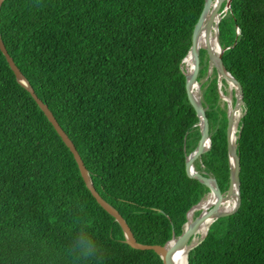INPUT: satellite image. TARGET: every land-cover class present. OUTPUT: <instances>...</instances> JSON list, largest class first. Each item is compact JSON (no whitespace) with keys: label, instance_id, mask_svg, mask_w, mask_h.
Instances as JSON below:
<instances>
[{"label":"trees","instance_id":"16d2710c","mask_svg":"<svg viewBox=\"0 0 264 264\" xmlns=\"http://www.w3.org/2000/svg\"><path fill=\"white\" fill-rule=\"evenodd\" d=\"M203 4L3 0L0 6L7 54L72 142L95 191L140 244L163 246L179 236L187 212L209 192L184 169L200 131L182 61ZM218 38L223 66L243 90L235 134L240 205L209 226L187 264H264V0H231ZM198 82L210 148L194 168L224 193L226 105L202 49ZM85 232L98 244L88 260L74 244ZM123 240L0 52V264H162L153 251Z\"/></svg>","mask_w":264,"mask_h":264},{"label":"water","instance_id":"95a60500","mask_svg":"<svg viewBox=\"0 0 264 264\" xmlns=\"http://www.w3.org/2000/svg\"><path fill=\"white\" fill-rule=\"evenodd\" d=\"M2 2L3 0H0V6ZM230 2L231 0H204L201 14L192 31L189 51L186 57L183 59V61L185 59L190 60L192 65L191 72L189 74L186 73V70L183 72L185 76V93L187 102L195 112L198 119L197 126L199 127L200 131V138L198 140L197 146L185 157L184 169L188 179L199 182L209 190L205 198L211 199L212 204L207 206L205 209H198V206L203 201L201 200L198 204L193 206L186 214V222L183 226L182 233L177 237L172 234V238L163 246L137 243L129 227L120 214L98 195L72 142L62 131L47 106L37 98L33 89L30 87L26 79L14 65L10 56L7 54L6 49L4 48V45L0 39V52L4 56L10 70L12 71L16 82L19 83L29 93L30 97L43 113L47 121L51 124L63 144L72 154L85 187L95 199L96 203L120 226L124 236L123 242L134 250L153 251L159 256L162 264H176V255L183 256L187 264V255L189 251L194 249L200 244V242L203 241L209 226L217 219L233 215L240 205V161L236 151L235 134L238 126L236 113L240 112L243 104V90L240 83L234 77H232L223 66L221 59L224 50L221 48L218 38V25L221 19L225 16L226 12L229 10ZM223 4L224 7L222 8ZM210 35H213V41L215 43V46L212 47L209 44ZM201 38H203L205 42L203 47H200L199 45ZM201 49L205 51L208 59V71L212 68H214L216 71L218 95L220 100L226 105L225 137L228 162V188L224 193L220 191L214 177L201 174L194 168V162L210 148V126L205 114V109L202 107L200 84L198 82L199 51ZM221 80H224L227 87L229 88L230 98L233 97V102L232 99H227L226 96L221 92ZM231 200L233 201L231 208L229 210H226V207L223 208V205L230 202ZM197 209L199 210V214L194 219L190 220L189 215H192ZM207 220H210L211 223L209 224L206 233L203 236H200L199 241L192 243L194 237L197 235L199 227Z\"/></svg>","mask_w":264,"mask_h":264},{"label":"bare ground","instance_id":"6f19581e","mask_svg":"<svg viewBox=\"0 0 264 264\" xmlns=\"http://www.w3.org/2000/svg\"><path fill=\"white\" fill-rule=\"evenodd\" d=\"M209 44H210L211 47H212V46H215V43H214V41H213V36H211V35H210V37H209ZM199 45H200V47H203V46L205 45V42H204V39H203V38L200 39ZM214 48H215V47H214ZM216 48H217V47H216ZM182 63H183V68H184V70H186V73L189 74V73L191 72V67H192V65H191V61L188 60V59H185ZM227 99L231 100L230 97H227ZM220 101H221V100H220ZM239 117H240V112H239V113H236V120H237V119L239 120ZM206 200H207V201L202 202V203L198 206V209H205V208H207V206H209V205L212 204V200H211V199L208 198V199H206ZM232 204H233V201L231 200L230 202L225 203V204L223 205V208L226 207V210H229V209L231 208ZM210 223H211L210 220L205 221V222L199 227L198 232H197V235L203 236V235L206 233L207 228H208V226H209ZM195 238H196V237H195ZM194 240H195V239H194ZM175 259L177 260V261H176V264H185V260H184V257H183V256L176 255V256H175Z\"/></svg>","mask_w":264,"mask_h":264},{"label":"clouds","instance_id":"9594fccd","mask_svg":"<svg viewBox=\"0 0 264 264\" xmlns=\"http://www.w3.org/2000/svg\"><path fill=\"white\" fill-rule=\"evenodd\" d=\"M74 244L81 257L85 260L94 257L98 251V244L94 236L90 233L85 232L78 235L75 238Z\"/></svg>","mask_w":264,"mask_h":264},{"label":"rangeland","instance_id":"374dc122","mask_svg":"<svg viewBox=\"0 0 264 264\" xmlns=\"http://www.w3.org/2000/svg\"><path fill=\"white\" fill-rule=\"evenodd\" d=\"M212 34H213V33H212ZM212 36H213V35H212ZM209 69H210V68H209ZM210 70H211V69H210ZM210 70H209V71H210ZM224 91H225V93H227V94L225 95L226 98H227V97H230V90H229V88L227 87V85L224 86ZM223 104H224L223 101H220V105L223 106ZM205 196H206V195H205ZM205 196H204V198L201 199V200H203L202 202H205V201H204V200H206ZM201 200H200V201H201ZM200 201H199V202H200ZM199 202H198V203H199ZM202 202H201V203H202ZM198 203H197V204H198ZM197 211H199V210L197 209L192 215H191V214L189 215V219H190V220H191V219H194V218L197 216V215H195V213H196ZM195 237H196V238H195ZM195 237H194L195 240L193 239L192 243H195V242L199 241V239H200V235H196Z\"/></svg>","mask_w":264,"mask_h":264}]
</instances>
